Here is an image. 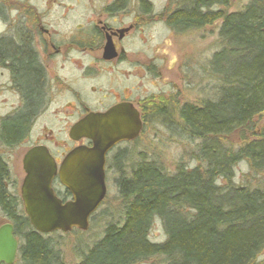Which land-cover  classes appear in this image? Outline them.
Instances as JSON below:
<instances>
[{
  "label": "trees",
  "instance_id": "trees-1",
  "mask_svg": "<svg viewBox=\"0 0 264 264\" xmlns=\"http://www.w3.org/2000/svg\"><path fill=\"white\" fill-rule=\"evenodd\" d=\"M141 1L149 12V4ZM226 4L227 0H186L168 18L176 30L221 21L220 48L210 64L217 82L215 98L175 110L181 131L199 141L195 158L200 165L179 166L169 173L142 156L126 171L125 153L116 154L122 218L105 226L102 237L81 253L77 264H144L153 259H163V264H258L264 259V184L233 183L234 168L243 161L252 174L264 175V127L258 131L256 124L264 114V0H250L236 12L214 10ZM17 34L19 39H0V68L9 71L24 98L20 110L0 119V148L5 149L26 141L46 103L44 69L30 37ZM169 104L163 99L158 105L146 103L149 119L172 123ZM249 132L254 138L245 140ZM236 135L244 142L224 148L226 139ZM0 213L21 243L19 263L67 264L51 237L31 226L1 153ZM155 218L164 225L163 243L149 239Z\"/></svg>",
  "mask_w": 264,
  "mask_h": 264
},
{
  "label": "rangeland",
  "instance_id": "rangeland-1",
  "mask_svg": "<svg viewBox=\"0 0 264 264\" xmlns=\"http://www.w3.org/2000/svg\"><path fill=\"white\" fill-rule=\"evenodd\" d=\"M118 1V9L123 10L109 12L107 8ZM146 1L150 6L148 14L141 11L140 0H0V39H19L18 32L32 37V32L41 31L43 34L37 35L39 41H50L56 49H61V53L55 54L51 46L47 51L51 53L50 60L41 47H36L38 51L41 48L43 62L51 75L48 101L22 145L0 148L19 194L25 177L23 158L26 152L45 142L56 156L69 150L73 146L69 131L84 113L82 105L94 110L125 97L134 100L154 97L151 99L161 98L170 103L172 123L157 117L148 118L137 139L118 146L109 154L107 196L91 219L88 230L74 229L69 233L49 235L67 264H77L81 253L102 237L105 226L122 218L116 187L119 172L113 164L116 154L125 153L126 171L131 167L130 162L142 156L157 162L169 173H174L179 166L200 165L195 158L199 141L181 131L182 122L175 110L187 103L200 105L215 98L217 82L210 64L220 48L221 21L202 29L175 30L167 25L165 18L169 12L184 6L186 0ZM249 3L250 0H227L226 6H217L214 10L236 12ZM113 17L117 24L129 26L135 22L137 28L123 45L127 49L124 61L102 62L104 53L86 50V39L95 32L94 25H105ZM21 105L20 93L13 86L9 71L0 68V119L20 110ZM256 124L258 131L264 127V114L256 118ZM244 136L245 140L254 138L250 132ZM243 142L239 135L228 137L224 148H237ZM234 173L236 185L264 184V175L252 174L247 162L237 164ZM6 223L10 222L0 213V226ZM166 238L162 221L155 218L149 239L163 243ZM163 261L153 259L144 264H163ZM15 264L21 263L16 261ZM258 264H264V259H259Z\"/></svg>",
  "mask_w": 264,
  "mask_h": 264
},
{
  "label": "water",
  "instance_id": "water-1",
  "mask_svg": "<svg viewBox=\"0 0 264 264\" xmlns=\"http://www.w3.org/2000/svg\"><path fill=\"white\" fill-rule=\"evenodd\" d=\"M142 123L131 104H120L106 113H91L70 131L74 141L91 142L70 151L60 167L45 146L29 149L23 158L25 177L20 196L26 216L37 232L50 235L86 231L107 196L108 154L119 144L139 137ZM71 194L62 201L53 188L55 178ZM20 249L14 226L0 227V264H15Z\"/></svg>",
  "mask_w": 264,
  "mask_h": 264
},
{
  "label": "flooded vegetation",
  "instance_id": "flooded-vegetation-1",
  "mask_svg": "<svg viewBox=\"0 0 264 264\" xmlns=\"http://www.w3.org/2000/svg\"><path fill=\"white\" fill-rule=\"evenodd\" d=\"M140 2H141V4H143L141 0H140ZM114 4H112L111 6H109L107 8V10L109 12L114 13V12H118V11L123 10L122 8L117 9V10H113L112 8H113ZM177 9H179V8H177ZM177 9H174L172 12H169V14L166 16L165 22L167 23L168 26H170V24L168 23L169 16ZM141 11L144 12V13H147V14L150 13V11L149 12L144 11L143 6L141 8ZM111 15H114V14H111ZM114 18L115 17H113V19H111L110 21H107V24H105V25H104V23H102L101 26H96L95 27V25H94L95 32L92 33L86 39V40H88V42H87V46L88 47H86V50L90 49L91 51H93V50L96 49V50H101L104 53V59L105 60L104 59L100 60L102 62H114V61H119V60L120 61H124L125 56L127 54V49L123 45H124L125 41L128 39V37L132 34V32L137 28V23H135V22H132V23H130L129 26H126V25L117 24L114 21ZM170 27L175 29L172 26H170ZM32 33H33L32 37H30V39L32 41V46H33V48L35 50V53H36L37 59L39 61V64L43 67L44 72H45L46 87H47V90H46V102H47L49 93L51 92V75L48 72V69L46 68V64L43 62L44 60L42 58V55H43V53H45L47 55V57L51 60V53L47 52L51 48V46L55 50V54L61 53V49H56L55 45L52 44L50 41L49 42L51 44H49V42L42 43L41 41H39L37 39V35H39V34L42 35L43 33L41 31L40 32L34 31ZM45 33L48 34V31H45ZM34 38H36V40H34ZM36 47H41L43 49V53L40 51L41 48L38 51V50H36ZM116 58H117V60H115ZM20 96H21V101H22V105H21V108H22L23 102H24V98H23V96L21 94H20ZM115 97L117 98L118 95H115ZM151 98H154V97H149V98H146L145 100H134V99H131V98L128 99V98L125 97V98H121L120 100L119 99L114 100V103L112 105H105V107H103V108H96L94 110L90 109L86 105H84V106L82 105L84 113L81 115L80 118L77 119V121L71 126V128L77 122H79L80 120L84 119L86 116H88L91 113H95V114H97V113H106L107 111H109L114 106H117V105H120V104H131V105H133V107L139 113V118H140V121L142 123V129H141V132H140V135H141L142 131L144 130L145 126L147 125V121H148V118H149V111H148V106H146V103L154 102V103H156V105H158L162 101L161 98L159 100L151 99ZM147 99H151V100H147ZM164 101L167 102V100H164ZM101 104H103V103H101ZM45 105H46V103H45ZM182 106L183 105H181V107ZM71 128H70V131H71ZM70 131H69V134H70ZM69 137H70V135H69ZM132 141H134V140H132ZM128 142H131V141H128ZM46 143L47 142H45L44 144H38L37 146H45L49 150L51 156L53 157V159L57 163L58 167H60V165L63 162V160L66 157V155L70 151H72L74 148H76L78 146H81V145H89V144H91L90 141L85 140V139H82V140H79V141L72 140V145L73 146H71L69 148V150L67 148L63 152H60L61 153L60 156H56L55 153H53V151L48 147V145ZM123 144L125 145L126 142H123V143L119 144L118 146L123 145ZM118 146H116L115 148H117ZM109 154H111V152ZM109 154L107 156V161H108ZM53 188H54L57 196L62 201H67V200H69L71 198V194H70V196H67L66 193L68 191L65 190V188L60 184L58 177H56L54 182H53ZM20 198H21V196H20ZM2 226H0V227H2Z\"/></svg>",
  "mask_w": 264,
  "mask_h": 264
},
{
  "label": "bare ground",
  "instance_id": "bare-ground-1",
  "mask_svg": "<svg viewBox=\"0 0 264 264\" xmlns=\"http://www.w3.org/2000/svg\"><path fill=\"white\" fill-rule=\"evenodd\" d=\"M211 25H212V24H211ZM207 26H209V25H207ZM205 27H206V26H205ZM203 28H204V27H203ZM201 29H202V28H201ZM114 149H115V148H114ZM114 149H113V150H114ZM113 150H112V151H113ZM112 151H111V152H112Z\"/></svg>",
  "mask_w": 264,
  "mask_h": 264
}]
</instances>
